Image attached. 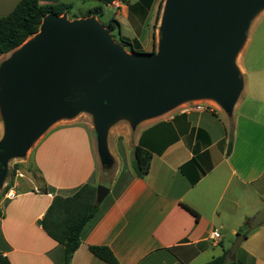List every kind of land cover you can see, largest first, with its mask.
Here are the masks:
<instances>
[{"label":"crops","instance_id":"crops-1","mask_svg":"<svg viewBox=\"0 0 264 264\" xmlns=\"http://www.w3.org/2000/svg\"><path fill=\"white\" fill-rule=\"evenodd\" d=\"M19 1L0 0V17ZM127 1L126 5L117 0L106 8L126 20L134 31L131 37L121 35L115 17L102 26L115 20L116 40L121 36L141 46L130 15L147 25L149 12L131 14L128 5L137 0ZM85 13L76 19L86 18ZM10 53L0 55V64ZM258 59L262 61L253 69L237 59L242 89L230 112L214 100L200 99L136 124L118 118L109 126L106 148L116 165L105 186L109 193L81 230L69 264H104L90 253V246L107 247L119 264H207L227 253L238 234L245 239L234 259L226 255V262L264 264V223L251 227L254 215L264 208V58ZM194 103L208 110L184 111ZM77 116L51 125L31 150L29 159L45 193L37 186L13 187V197H0V253L10 264H63V247L36 222L53 197H69L84 184L104 186L99 183L101 162L92 118L84 122ZM0 130L1 140V116ZM135 147L151 157L143 178L132 170ZM181 204L195 211L197 220ZM213 231L218 233L215 239Z\"/></svg>","mask_w":264,"mask_h":264},{"label":"water","instance_id":"water-1","mask_svg":"<svg viewBox=\"0 0 264 264\" xmlns=\"http://www.w3.org/2000/svg\"><path fill=\"white\" fill-rule=\"evenodd\" d=\"M262 8L264 0H164L157 51L143 54L128 53L95 16L46 15L38 32L0 64V188L9 159L79 113L91 115L104 166L111 163L106 132L118 118L136 124L200 99L230 112L242 89L234 57ZM108 193L97 185L96 203ZM263 223L264 208L251 227ZM244 239L235 237L229 258Z\"/></svg>","mask_w":264,"mask_h":264},{"label":"trees","instance_id":"trees-1","mask_svg":"<svg viewBox=\"0 0 264 264\" xmlns=\"http://www.w3.org/2000/svg\"><path fill=\"white\" fill-rule=\"evenodd\" d=\"M80 1H96L99 5L89 9L85 13V17L91 15L100 17L103 14V9L117 0ZM120 1L126 5L128 3L127 0ZM154 1L155 0H137L133 5H128V10L130 13L137 12L144 16L151 9ZM162 3L163 0L158 1L153 29L157 24ZM70 8V5L62 3L55 5H40L38 0H20L8 15L0 17V55L10 53L35 35L39 30L42 19L46 15L53 14L60 16L68 12ZM117 27L118 23L113 19L105 25V28H107L110 33H114ZM113 35H115L116 38V34ZM117 40L127 51L143 54L139 51L141 46L138 41L121 36L118 37ZM153 45L154 40L152 42V48ZM133 155L132 170L136 177L143 178L148 172L151 158L150 154L140 147H135ZM10 189L11 185L7 184L0 197H3ZM95 189L96 187L92 185L84 184L69 197H53L41 219V228L44 233L63 247V264L70 263L74 252L79 247L81 230L98 211L99 204L95 201ZM40 191L45 193V188H42ZM181 206L197 220L198 215L195 211L183 204H181ZM1 216L2 214L0 211V217ZM88 249L95 258L99 259L104 264H119L107 247L90 246ZM226 255L227 253L224 252L221 256L209 261L207 264H234V262H226ZM0 264H10L9 260L1 253Z\"/></svg>","mask_w":264,"mask_h":264},{"label":"rangeland","instance_id":"rangeland-1","mask_svg":"<svg viewBox=\"0 0 264 264\" xmlns=\"http://www.w3.org/2000/svg\"><path fill=\"white\" fill-rule=\"evenodd\" d=\"M158 1L159 0H157V2L148 11L149 15L147 16L148 20L146 21L147 25H144L142 22H139V20L132 13H131L132 15H130V21H131L130 25L134 27V30L137 33V35H139V39L142 44L141 48L139 49L141 53H150L152 52V50L153 52L157 51L158 32H159L158 30L160 26L161 11L163 8L164 0L162 3V8L159 14L157 24L153 29ZM63 3L65 4L69 3L71 5L70 10L64 13V15H66V17L69 20H74L76 19L75 17L83 15L88 9H91L96 5H99L94 1H80V0H66ZM115 12H116L115 10H110L105 7L103 9V17L97 18L98 22L101 25H103L102 23H105V21H107L110 17L111 18L115 17L120 24L121 35L125 37H131V35L134 33L133 29L128 27L127 22L124 18L115 15ZM113 34H111L113 40L117 41V43L122 45L118 40H116L115 35ZM153 35H154V39H153ZM32 37H30L29 39H31ZM153 40H154V45L152 48ZM127 52L132 53L129 51ZM234 58H235V64L238 58H242L243 65L248 67L249 69H253L256 62L261 60L258 58H264V8L257 11L256 14H254V16L251 18L245 40ZM90 116L91 115H89L88 113H79L77 119H80L81 121L83 120L84 122L91 121ZM1 135H2V130H0V138ZM34 143L26 151L24 156L14 157L7 161L8 171H7V175L4 178L3 184L0 188V196L7 184L11 185V189L14 187V189L16 190L30 189L33 188V186L34 187L37 186L38 191L42 189L39 175L37 174L36 170L31 164L32 162H30L29 159L31 156V150L34 147ZM115 168L116 165L112 161L109 165H104V166L99 165L98 167L99 183H102L104 186L108 187L109 182L113 178ZM230 247L228 248V251Z\"/></svg>","mask_w":264,"mask_h":264},{"label":"built area","instance_id":"built-area-1","mask_svg":"<svg viewBox=\"0 0 264 264\" xmlns=\"http://www.w3.org/2000/svg\"><path fill=\"white\" fill-rule=\"evenodd\" d=\"M183 109H184V111H200V112L208 110L207 107H205V106H203V105H201L199 103H194V104H192L190 106H186ZM4 196L6 198H11V197H13V194L8 191ZM217 237H218V233L216 231H213L211 233V239H215Z\"/></svg>","mask_w":264,"mask_h":264}]
</instances>
